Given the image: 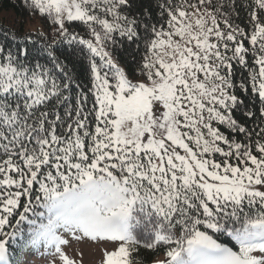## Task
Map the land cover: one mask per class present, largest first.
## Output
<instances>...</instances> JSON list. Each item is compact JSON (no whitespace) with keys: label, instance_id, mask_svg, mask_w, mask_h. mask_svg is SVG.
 Returning a JSON list of instances; mask_svg holds the SVG:
<instances>
[{"label":"snow or ice","instance_id":"6c2138e0","mask_svg":"<svg viewBox=\"0 0 264 264\" xmlns=\"http://www.w3.org/2000/svg\"><path fill=\"white\" fill-rule=\"evenodd\" d=\"M24 5L46 31L0 29V264H264V0Z\"/></svg>","mask_w":264,"mask_h":264},{"label":"trees","instance_id":"16d2710c","mask_svg":"<svg viewBox=\"0 0 264 264\" xmlns=\"http://www.w3.org/2000/svg\"><path fill=\"white\" fill-rule=\"evenodd\" d=\"M147 3V0H143ZM0 29H8L23 41L31 35L29 44L41 41L40 33L46 31L45 21L38 15H31L24 5V0H0ZM0 40H5L0 32ZM11 42V41H8ZM140 257L144 264H154L156 260L165 259L163 251L141 250Z\"/></svg>","mask_w":264,"mask_h":264},{"label":"rangeland","instance_id":"374dc122","mask_svg":"<svg viewBox=\"0 0 264 264\" xmlns=\"http://www.w3.org/2000/svg\"><path fill=\"white\" fill-rule=\"evenodd\" d=\"M75 249V255H78L81 251L83 252V264H99L100 253L98 246L92 243L73 244ZM33 264H43L40 257L37 256Z\"/></svg>","mask_w":264,"mask_h":264}]
</instances>
